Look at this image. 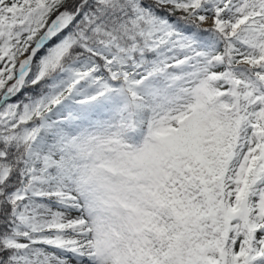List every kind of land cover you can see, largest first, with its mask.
<instances>
[{"label": "snow or ice", "instance_id": "snow-or-ice-1", "mask_svg": "<svg viewBox=\"0 0 264 264\" xmlns=\"http://www.w3.org/2000/svg\"><path fill=\"white\" fill-rule=\"evenodd\" d=\"M0 264H264V0H0Z\"/></svg>", "mask_w": 264, "mask_h": 264}]
</instances>
